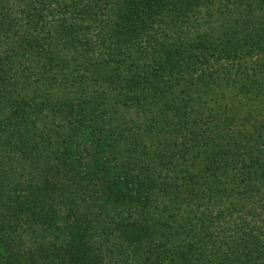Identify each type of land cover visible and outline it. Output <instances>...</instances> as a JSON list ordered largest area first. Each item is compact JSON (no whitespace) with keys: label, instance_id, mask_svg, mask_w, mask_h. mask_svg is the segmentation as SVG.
I'll return each mask as SVG.
<instances>
[{"label":"trees","instance_id":"16d2710c","mask_svg":"<svg viewBox=\"0 0 264 264\" xmlns=\"http://www.w3.org/2000/svg\"><path fill=\"white\" fill-rule=\"evenodd\" d=\"M0 264H264V0H0Z\"/></svg>","mask_w":264,"mask_h":264}]
</instances>
